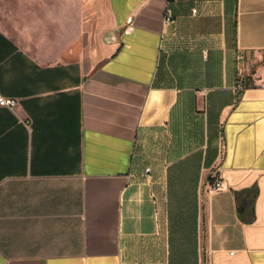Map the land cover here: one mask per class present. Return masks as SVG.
<instances>
[{"label":"crops","instance_id":"crops-1","mask_svg":"<svg viewBox=\"0 0 264 264\" xmlns=\"http://www.w3.org/2000/svg\"><path fill=\"white\" fill-rule=\"evenodd\" d=\"M86 4L72 59L0 28V264H264V0Z\"/></svg>","mask_w":264,"mask_h":264},{"label":"rangeland","instance_id":"rangeland-1","mask_svg":"<svg viewBox=\"0 0 264 264\" xmlns=\"http://www.w3.org/2000/svg\"><path fill=\"white\" fill-rule=\"evenodd\" d=\"M87 1L0 0V28L40 60L72 59L81 50Z\"/></svg>","mask_w":264,"mask_h":264},{"label":"built area","instance_id":"built-area-1","mask_svg":"<svg viewBox=\"0 0 264 264\" xmlns=\"http://www.w3.org/2000/svg\"><path fill=\"white\" fill-rule=\"evenodd\" d=\"M193 13H196V10H193ZM166 22L171 23L172 19L170 16L167 15L166 17ZM17 102L14 99H7L4 98L0 95V107H7L10 109H13L14 107H16ZM146 172H149V169L146 170ZM222 187V181L218 178V179H214L212 183H208V185L206 186V194L208 196L213 195L214 193H216L217 191H219Z\"/></svg>","mask_w":264,"mask_h":264},{"label":"water","instance_id":"water-1","mask_svg":"<svg viewBox=\"0 0 264 264\" xmlns=\"http://www.w3.org/2000/svg\"><path fill=\"white\" fill-rule=\"evenodd\" d=\"M242 211H243V209H242V208H240V209H239V212H242Z\"/></svg>","mask_w":264,"mask_h":264},{"label":"trees","instance_id":"trees-1","mask_svg":"<svg viewBox=\"0 0 264 264\" xmlns=\"http://www.w3.org/2000/svg\"><path fill=\"white\" fill-rule=\"evenodd\" d=\"M213 182V180L212 181H209V183H212Z\"/></svg>","mask_w":264,"mask_h":264}]
</instances>
